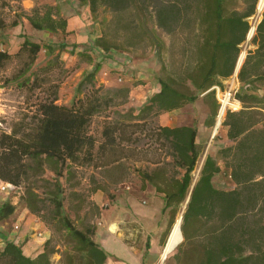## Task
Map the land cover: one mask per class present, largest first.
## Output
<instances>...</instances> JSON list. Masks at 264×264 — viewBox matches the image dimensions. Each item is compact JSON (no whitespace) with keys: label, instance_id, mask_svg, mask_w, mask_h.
<instances>
[{"label":"trees","instance_id":"trees-1","mask_svg":"<svg viewBox=\"0 0 264 264\" xmlns=\"http://www.w3.org/2000/svg\"><path fill=\"white\" fill-rule=\"evenodd\" d=\"M76 1L86 6L92 17L99 7L113 13L133 9L140 16V28L146 31L142 19L145 11H150L156 29L183 41L184 47L178 53L180 59L173 57L170 67L166 66L164 43L155 29L147 31L156 49L159 87L136 113L131 108L116 109L127 102L130 89L97 86L101 63L94 64L88 52L79 51V61L92 69L83 73L69 104L56 103L60 81L48 84L44 98L35 104L31 123L20 120L9 132L0 131V181L23 188L24 207L50 235L33 258L26 256L21 246L5 240L0 264H54L55 255L59 264H104L107 254L92 239L96 225L82 220L78 228L66 213L64 201L75 200L76 213L87 206L97 219L100 211L95 203L87 202L90 195L130 180L120 173L114 176L127 162L145 163L146 169L137 173L164 194L163 212L169 209L170 215L164 237L177 210L186 203L180 224L183 239L173 254L174 264H264V108L262 98L249 89L255 81H264V10L251 38L256 48L249 51L238 73L239 81L249 85L236 93L242 108L227 112L223 122L232 145L221 147L215 157H205L193 185L192 172L201 155L197 126L170 128L157 121L161 114L201 98L209 113L206 124L214 123L218 104L211 88L233 73L258 0ZM23 18L34 31L70 34L68 19L56 4L35 5ZM11 25L16 27L18 20ZM67 47L65 40L43 47L24 36L15 53L0 49V70L20 58L12 79L22 78L20 85L28 86L23 77L43 48L51 58L29 86L39 88L46 83L47 73L59 65L55 52ZM90 47L108 53L112 46L99 36ZM69 73L65 71V76ZM251 76L254 80H249ZM217 160L229 170L235 188L214 186L213 178L220 172ZM87 169L100 174V180L91 178L85 196L75 188L80 185L79 174ZM48 171L53 178L45 177ZM66 183L71 189L68 196ZM14 209L10 203L1 204L0 221L8 219Z\"/></svg>","mask_w":264,"mask_h":264},{"label":"rangeland","instance_id":"rangeland-1","mask_svg":"<svg viewBox=\"0 0 264 264\" xmlns=\"http://www.w3.org/2000/svg\"><path fill=\"white\" fill-rule=\"evenodd\" d=\"M34 2L33 6L31 5L30 0L27 2H23V0H0V22L4 24L3 28H0V49L9 51L11 53H15L17 51L19 44L21 43L24 36H28L33 41L38 42L40 45L45 47L47 44H58L59 42L65 40V36L62 33H48L45 31H34L30 28L28 25V22L23 18V14L29 13L30 10L35 5H41L46 4L42 2L41 0H31ZM64 6H68V9H70L71 13H75L76 7L69 1L62 4ZM26 6V7H25ZM79 8L85 7L86 8V17H84L88 20V29L85 28V31H83L84 25L75 17V15L69 17V27L72 29L75 26V30L78 31L80 34H88L87 36L90 38L87 40V42L84 43V47L80 49V51L88 52L90 56H92L94 60V64L100 62L101 68L96 74V85H103L106 88H119L124 87L125 83L128 82L132 86H143L147 83V80H150V74H151V67H156L157 69V75L156 77H153L151 79V84L149 87H147L150 91L152 86L155 84L157 88L159 87L157 78H158V71L159 66L157 59L155 58V52L156 49L153 44H151L150 39L147 37V31L155 29L159 38L164 43V48L162 50V56L163 60L166 64V66L170 67L171 59L174 57L176 60H179V52L183 49V41L172 39L171 37L167 36L166 34L162 33L156 27L154 26V20L152 16L150 15V11H145V14L143 15L144 18L142 21H144L145 28H147V31L144 28H140V22L139 17L136 13L133 11V9L128 10L124 13H113L110 12L108 9L104 7H99L96 14L92 17L91 14L88 12V9L86 6L79 4ZM28 8V9H26ZM67 8V7H66ZM264 9V8H263ZM68 12V13H70ZM77 12V11H76ZM81 13V11H78ZM263 10L261 12H258L256 9V14L251 18H249L248 22L250 24V27L252 26V20H256V24L258 23V20L261 18ZM76 14V13H75ZM70 15V14H69ZM14 20H18V25L16 27H13L11 23ZM256 27V26H255ZM250 30V29H249ZM249 32V31H248ZM254 34V33H253ZM253 34L248 37V33L246 36V40L244 43L240 45V51L239 55L235 64V67L237 66L239 57L241 53L243 54V58L241 60L240 68L243 65L249 51L253 50L251 38ZM99 36H104V38L111 44V49L108 53L106 52H98L94 48L90 47L92 42ZM80 38V36H79ZM72 46V48H71ZM73 45H68L66 49L59 52L56 51L55 54H58V61L59 63L58 67L45 76L46 83L41 84L39 88H36L33 86L31 89L29 86H32L34 75L36 72L40 73V68L44 67L49 60L48 53L42 48L40 52L37 54V58L33 64V66L30 68V70L26 73V75L23 78L28 79V86L27 85H20V82L22 80H13L12 76L17 72L19 66L21 65V59L20 58H14L12 59L3 69L0 70V131H7L9 132L12 128V126L18 124L20 120H24L25 123H31L32 119L30 116L34 114L35 111V104L39 102L42 98H44V90L48 84L59 82V88H58V100L56 103L58 104H64L68 105L73 93L74 89L79 82V80L82 78V75L84 72H88L92 69V65H88L85 63H82L78 59V55L74 53ZM68 53V54H66ZM72 55H75L72 57ZM129 60L130 62H127ZM144 60L145 63L148 64H140L141 67L145 68L144 75H137L133 74L130 75L127 73L125 76L120 74L118 75L117 70V64L121 65L123 67L129 65V69L133 70L137 67L138 61ZM127 64V65H126ZM136 66V67H134ZM152 67V69H153ZM128 69V70H129ZM65 71H70L68 76H65ZM126 71V70H125ZM248 73L249 70L247 71ZM38 73V74H39ZM65 76V77H64ZM118 77H121L122 80L119 82ZM41 79V77H40ZM249 80H254V76L249 77ZM154 81V83H153ZM147 88H139V92L136 93H130L127 98V102L122 105L118 106L116 108L118 111L123 110L126 111L127 109H133L136 113L150 98V93L148 92L147 95L143 92H147ZM252 88V89H251ZM250 92L258 95L262 98V104L264 108V81H255L254 83L250 84ZM243 90V89H242ZM153 94V93H152ZM182 111L185 112L188 116H192L193 122L192 125L195 124L196 126L201 123L206 122L205 120L208 118V109L201 98H199L195 103L184 105L182 108ZM196 116V118L194 117ZM159 123V118H158ZM160 124V123H159ZM218 139H221L218 137ZM208 143L204 145H199L201 149V155L199 156L198 162L195 166L194 171L192 172V185L194 182L198 179L200 171L198 176L196 177V173L199 170H201L200 164L204 162V159L208 154ZM232 143L228 140L226 143L217 142L212 145L211 148H209V153L213 152L214 157L216 156L217 151L221 147L230 146ZM211 150V151H210ZM218 164L220 165V172L215 175L213 178V184L216 188L224 189V190H230L231 188H235V184L232 182L229 170L225 167L222 161L217 160ZM147 165L145 163H131L127 162L125 163L122 168H120L118 171H114V176H123L125 175L128 179H132L133 176H140L137 171L141 172L143 169H146ZM120 173V175H119ZM100 174H97L96 171L92 170H85L84 172L79 174L78 181L80 182L79 187H76L75 190H78L79 192L83 193L85 196H87V191L90 189V180L91 178H95L96 180H100L99 178ZM46 178H53V174L49 171L45 173ZM62 183H64V178L60 180ZM111 187V186H110ZM16 190L14 192H11L9 195L5 196L3 194H0L1 197L4 198L3 202L6 203H14V207L16 210L21 211L24 207L23 202L21 201V196L23 192V188ZM71 189L67 187L66 183V196H68ZM75 200L67 198L64 201L65 205V211L66 213L71 217V220L74 221V224L81 228L82 225L80 221L84 220L83 222H89L91 224L96 223V218H93L91 214H89V209L84 208V210L76 213V203H74ZM87 202L94 203L92 196L90 195ZM185 204H181L179 209L177 210V215L175 218L178 219V217H182V214L185 209ZM89 206V205H88ZM86 214V216H85ZM85 218H84V217ZM108 215H106L107 217ZM39 222V219L35 216L31 217V221ZM174 221V222H175ZM16 218L14 217L12 219V223L15 224ZM43 225V223H41ZM44 226V225H43ZM34 226L33 224L29 225L28 229V238L37 239L34 236L32 229ZM45 229H47L44 226ZM36 230H41L40 228ZM50 236V235H49ZM45 242V241H44ZM43 242V243H44ZM182 242V240H180ZM180 242L173 248V250L169 253V255L166 256V258L161 259L159 258L158 262L156 264H174L173 261V254L176 251L177 246L180 244ZM42 243V245H43ZM41 245V247H42ZM3 245L0 244V249H2ZM54 264H59V256H54Z\"/></svg>","mask_w":264,"mask_h":264},{"label":"crops","instance_id":"crops-1","mask_svg":"<svg viewBox=\"0 0 264 264\" xmlns=\"http://www.w3.org/2000/svg\"><path fill=\"white\" fill-rule=\"evenodd\" d=\"M29 0H23L27 2ZM42 2L49 5H57L59 7L61 15L69 20V17L75 15V17L84 25L83 31L88 29V20L86 19V8H79V4L76 0H41ZM71 2L75 7V13H71L68 6L62 4ZM33 6L34 2L31 1ZM26 7V6H25ZM67 7V8H66ZM28 9V8H26ZM77 11V12H76ZM78 11H81L79 13ZM70 12V13H68ZM70 14V15H69ZM84 17L85 20H84ZM261 19V18H260ZM260 20H258L259 22ZM69 25V22H68ZM256 26V25H255ZM67 31L70 33L65 37V42L68 45H73L75 55L83 48L84 43L90 39L88 34H80L75 30V26L71 29L67 27ZM80 36V38H79ZM253 50L255 45L252 44ZM72 48V46H71ZM68 54V53H66ZM75 55H72L74 57ZM244 57V56H243ZM242 57V58H243ZM127 62H130L127 60ZM146 61L141 60L136 62L137 67L133 70L129 69L131 66L123 67L117 64L118 75H130L139 74L144 75L145 68L141 67L140 64H148ZM239 63V70H240ZM153 67V66H152ZM151 67V79L156 77V67ZM129 69V70H128ZM126 70V71H125ZM151 79L147 80V83L143 86H132L126 82L124 87L130 89V93H136L141 91L139 88H147L151 84ZM226 79V78H225ZM220 79V82L225 81ZM122 80V78H121ZM154 83V81H153ZM158 90L154 84L152 88H147L152 96ZM142 92V91H141ZM153 93V94H152ZM196 118V116H194ZM193 118L188 116L181 109L173 110L171 112L163 113L159 116V123L166 127H178L182 125H192ZM212 125H205L199 122L197 125L196 143L198 145H206L210 138ZM220 137L221 139H218ZM217 142L226 143L227 139V126L222 125L217 133L216 138L208 146L209 156L214 157V153H209V148L214 146ZM211 151V150H210ZM220 166V165H219ZM92 199L95 205L99 208V217L95 223V230L92 239L100 246L101 249L107 254V259L104 264H156L163 252L172 226L167 235L164 237L166 227L169 220V209L163 212L164 207V194L157 192L152 184H149L146 178L141 176H133L130 180H125L116 185L108 187V190H96ZM4 198L0 196V205ZM14 205V203H12ZM106 215H108L106 217ZM32 215L25 207L18 212L16 208L13 214L5 220L0 221V244H4L5 240L12 241L16 245L21 246L23 253L29 257H35L41 249L42 243L49 238V231L39 222L31 221ZM16 218L15 224L12 223V219ZM33 224L34 230L40 228L43 231L42 239L28 238L29 225ZM164 239V243H161ZM182 235L181 239L182 240ZM180 242V241H179ZM178 242V243H179Z\"/></svg>","mask_w":264,"mask_h":264},{"label":"built area","instance_id":"built-area-1","mask_svg":"<svg viewBox=\"0 0 264 264\" xmlns=\"http://www.w3.org/2000/svg\"><path fill=\"white\" fill-rule=\"evenodd\" d=\"M252 19V17H251ZM252 26L250 28L253 29L252 34L255 31L256 20H252ZM251 34V35H252ZM244 54V53H243ZM239 73V64L235 67L233 73L225 79V81L221 82V85H215L211 88L214 91L215 100L218 104L217 113L215 115L214 125L211 130L210 138L208 140V145L216 138L219 128L224 125V119L227 112H236L242 108V103L236 98V93L240 89H247L249 88L248 84H243L239 81L238 78ZM118 81H121V77H118ZM202 166V162L200 167ZM199 174V169L196 173V177ZM21 189L20 186H16L4 181H0V194L5 196L9 195L11 192ZM34 236L37 239L43 238V231L35 230L33 231Z\"/></svg>","mask_w":264,"mask_h":264},{"label":"bare ground","instance_id":"bare-ground-1","mask_svg":"<svg viewBox=\"0 0 264 264\" xmlns=\"http://www.w3.org/2000/svg\"><path fill=\"white\" fill-rule=\"evenodd\" d=\"M264 8V0H258L257 2V11L261 12ZM253 32V29L250 28L249 33H248V37L251 36ZM243 57V53H241L239 60H238V64L241 62ZM180 219L178 217V219H176V221L173 224V228H172V232L171 235L167 241V243L165 244L164 248H162L163 252L161 253L160 258L161 259H165L167 255H169V253L173 250V248L178 244V242L181 239V231H180Z\"/></svg>","mask_w":264,"mask_h":264},{"label":"water","instance_id":"water-1","mask_svg":"<svg viewBox=\"0 0 264 264\" xmlns=\"http://www.w3.org/2000/svg\"><path fill=\"white\" fill-rule=\"evenodd\" d=\"M257 2H258V1H257ZM256 9H257V5H256ZM248 33H249V32H248ZM186 202H187V201H186ZM179 219H180V224H181V222H182V220H181L182 217H180ZM172 228H173V226H172ZM171 232H172V229H171V231H170V234H169V236H168V239H169V237H170V235H171ZM167 241H168V240H167ZM166 243H167V242H166Z\"/></svg>","mask_w":264,"mask_h":264}]
</instances>
